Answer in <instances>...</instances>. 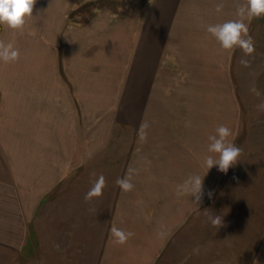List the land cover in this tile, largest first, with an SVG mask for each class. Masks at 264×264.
Masks as SVG:
<instances>
[{
  "label": "crops",
  "instance_id": "obj_1",
  "mask_svg": "<svg viewBox=\"0 0 264 264\" xmlns=\"http://www.w3.org/2000/svg\"><path fill=\"white\" fill-rule=\"evenodd\" d=\"M78 1L81 0H37L33 9L35 18L26 23L22 35L5 27L0 32V39L6 43L13 42L20 53L17 61H0V257L19 255L32 235L30 229L37 212L50 208L49 196L57 190L60 210L67 208L66 203L69 202H74L71 206L75 211L87 208L84 207L86 186L79 184L81 179L77 176L82 177V167L87 162L98 161L106 154L111 155L109 158L114 156V145L118 143L116 134L121 131L124 149L116 157L123 162L120 173L113 176L110 170L106 173L113 178L130 174L134 189L124 192L116 185L110 190L112 195L107 196V201H110L106 211L108 232L101 238L103 243L97 264H162V256L174 237L182 231L181 228L191 225L196 211L210 202L212 197L207 196L208 190L214 194L224 176L216 166L208 172L203 166L204 157L210 154L207 151L208 137L223 124L232 130L233 135L229 139L237 144L239 131L246 126L241 124L242 115L236 109L232 115L231 107L225 103L226 107L217 111L222 114L220 117L211 115L209 110L202 111L206 132L202 131L196 138L206 147L202 154L189 147L193 140L187 138L184 141V136L179 142V137L172 136V130L180 128L179 112L170 106V116L167 117L170 120L165 121L163 117L161 96L167 95L162 92L164 61L158 55L157 42L156 53L153 49L148 56L141 51L142 41H138L137 51L133 54L139 58L129 57L132 52L128 48L127 31L114 34L105 30L99 39L97 22L86 27L68 20L70 10ZM215 2L206 3L201 20L196 21L206 39L203 46L206 66L210 64L212 55L214 62H218V57L210 54L211 42L215 49L218 42L206 27L220 24L222 12L225 18L227 12L229 16L234 15L232 18L235 20L239 19L237 6L246 0ZM217 4L223 5L217 16L219 21L216 13L213 15L211 12H217ZM244 22L248 25L255 50L250 56H245L241 50L240 59H235L237 52L233 58H227L230 65L232 61V67L234 62L241 66V77L236 82L228 70L234 88L230 96L234 97L235 105L236 86L243 96L241 88H245L248 84L245 81L250 80L247 93L261 104L264 103V16ZM119 36H123V43L119 42ZM119 43L122 51L118 46H111ZM115 50V54L119 50L124 56L123 72L129 73L131 66L136 69L139 63V72H131L136 84L132 82L130 85L129 76L127 79L124 75L115 77L120 72L116 68L118 60H111ZM241 59H247L249 65L241 64ZM174 61L179 63V60ZM128 64L130 70L127 72ZM223 80L220 75L219 84ZM253 87L259 91V96L251 91ZM237 106L239 109L242 107L238 100ZM181 113V120L188 118L192 124L187 127L195 131L198 120L191 115L195 111ZM258 113L256 120L264 129V112ZM216 117L219 120H214ZM145 121L150 127L147 129V141L141 142L138 130ZM168 124L170 136L164 138L162 130H166ZM130 130H134V142H127ZM179 143L184 148H181L182 159L174 147ZM163 144L171 146L167 151L170 154L165 157ZM125 146L129 147L125 149ZM263 158L261 156L260 160ZM174 172L185 177L193 174L204 176L205 195L199 206L192 201L194 198L177 196L176 189L166 185L167 173L171 175ZM96 175H100L98 171L91 170L88 176L94 178ZM72 176H75L74 184L67 186ZM106 192L109 193V189ZM169 197L174 201L171 208L164 202ZM95 198L91 199L92 205L97 200ZM90 208L94 209L93 206ZM113 223L126 232L134 233V236L124 245L114 244L110 234ZM260 250L264 254V239Z\"/></svg>",
  "mask_w": 264,
  "mask_h": 264
},
{
  "label": "rangeland",
  "instance_id": "obj_2",
  "mask_svg": "<svg viewBox=\"0 0 264 264\" xmlns=\"http://www.w3.org/2000/svg\"><path fill=\"white\" fill-rule=\"evenodd\" d=\"M209 2L212 3L213 0H153V4H150L149 0H81L76 2L75 8L70 10L68 20L86 27L97 22L99 39L105 30L114 34L127 31L126 37L130 42L128 48L132 52L129 57L137 56L139 58L138 55L133 54L135 50L137 51L138 41H142L143 50L141 51H145L148 56L151 55L153 49L156 53L157 42L158 55H161L160 58L164 61L162 92L167 95L161 96L164 107L163 117H165V121L170 120L167 118L170 116V106H173L174 110L176 108L175 111L179 112L180 116L178 119L180 128H174L172 136L179 137V142L184 136V141H187V138L190 141L193 140V145L188 144L195 151H201L202 154L203 149H206L196 139L199 133L206 132L207 124L203 123L205 115L202 114L203 109L211 111V115L215 114L220 117L222 114L217 111L220 108L224 109V106L226 107L228 104L231 107L232 115L233 109L242 115L241 124L246 127L239 131L237 137L236 146L242 149L239 161L229 169L227 174H224L210 202L193 214L191 225L181 228L182 231L174 237L164 252L161 263L264 264V254L260 250L264 239V160H260L261 156L264 157V129H262L263 125L256 120L259 114L256 104L259 102L247 93L250 80L245 81L248 83L247 89H245L246 87L241 88L243 96L236 86L235 93L238 94L236 98L242 106V110L238 108L237 100L234 105V97L230 96L234 93L232 92L234 88L228 70H231V75L236 82L241 77V66L234 62L232 67V61L230 65L227 58L230 56L233 58L237 52L235 59H240L242 49L236 47L234 51L224 50L219 43L215 49L211 42L213 48L210 54L216 55L214 57H218V62H214L212 55L210 59L213 63L210 62L208 66L204 64V60L207 58H204L203 51L206 39L201 26L196 21L201 20L204 5ZM211 12L212 14L216 13V20L219 21L217 17L219 12H213V10ZM198 14L199 16H197ZM221 15V23L235 20L232 18L234 15L231 14L230 17L227 12L226 18L223 12ZM229 17L231 19L228 20ZM95 40L94 42H96ZM119 40L123 43V36H119ZM121 43L111 46H118L122 51ZM121 51L117 50L118 54H115V50L114 58H111L114 61L118 60L116 68L120 72L115 77L119 78L124 75L127 79L129 76L130 85L132 82L134 85L135 79L131 76V72L132 74L139 72V63L136 64V69L131 66V70L129 64L127 65V72L130 70V74L123 72L122 57L124 56ZM174 60H179V63ZM101 68L100 65V73L103 72ZM220 75L224 77V80L219 84ZM223 92L224 95H222ZM187 110L195 111V114L191 115H194V119L198 120L196 121L198 127L195 125L196 128L193 132L187 127L192 122L189 123L188 118L181 120L183 116L181 111L186 113ZM217 117L214 120H219ZM169 126L168 124L166 127L167 134L165 129L162 130L164 138L170 136ZM133 131L130 130V140L127 142H134ZM121 135V131L116 134L118 143L114 145V156L109 158L111 155L104 153L106 155H103L98 161L87 162L82 167L84 172L82 177L77 176L79 180L81 179L79 184L86 186L88 192L93 181L98 176L106 174L103 175L106 187L103 189V194L95 198L97 200L93 202V205L91 200L86 201L84 207L87 208L81 207L75 211L71 206L74 202H69L66 203L67 208L60 210L58 190L52 193L49 196L50 208L40 209L36 214L37 218L31 226L32 235L27 245L16 257L7 255L0 257V264L98 263L103 243L101 238L108 232L106 211L110 201H107V196L112 195L110 190L116 187L118 179V177L107 176L106 170H110L112 176L120 173L123 162L116 157H119L124 149ZM184 146L187 145L184 144ZM128 147L125 146V149ZM170 147L168 144H163L164 157L170 154L167 152ZM174 147L176 150L178 149L179 157L182 159L181 150L184 149L182 144L179 143ZM179 162L184 163L183 160H179ZM91 170L98 171L100 175L91 178L88 176ZM103 171L105 172L103 173ZM175 172L171 175L167 173L169 177L166 185L168 184L172 190H175L177 185L187 178L186 175H178ZM74 181L75 176L70 177L67 186L73 185ZM108 189L109 193L106 192ZM164 202L171 208L174 201L169 197V199L165 198ZM94 204L97 209L94 208ZM92 206L94 209L90 208ZM211 215H219L223 218V226L218 230L212 226L208 219Z\"/></svg>",
  "mask_w": 264,
  "mask_h": 264
},
{
  "label": "clouds",
  "instance_id": "obj_3",
  "mask_svg": "<svg viewBox=\"0 0 264 264\" xmlns=\"http://www.w3.org/2000/svg\"><path fill=\"white\" fill-rule=\"evenodd\" d=\"M37 0H0V27H5L14 33L23 34L26 23L34 19L33 9ZM153 4V0H149ZM223 8L222 4L216 5V11L220 12ZM237 16L239 19L229 20L221 24L208 25L206 31L210 33L220 44L222 49L234 51L236 47L243 50L245 56H250L254 52V43L248 35L249 28L244 22L264 16V0H246L245 3L237 6ZM19 50L14 46L13 42H5L0 39V61L10 63L17 61L19 58ZM241 64L249 65L247 59H241ZM257 96L259 91L253 87L251 89ZM258 111L264 112V103L257 105ZM150 125L145 121L142 122L138 130V139L141 142L147 141V129ZM232 130L223 124L219 125L214 135L208 137V153L203 160V166L207 172L214 166L218 171L227 174L231 167H234L239 161L242 149L236 146L232 137ZM131 173V169L129 170ZM116 184L124 192H130L134 189L132 176L126 174L122 178H118ZM106 187V180L103 175L98 176L92 183V187L85 194V201H90L94 197H100L103 189ZM177 196H189L192 201L199 206L202 201L204 190V176L199 174L189 175L181 184L176 187ZM212 190H208L207 196L211 198ZM212 226L218 230L223 226V218L219 215H211L208 217ZM110 234L113 237V243L116 245H124L134 236L132 232H126L118 228L114 223L111 225Z\"/></svg>",
  "mask_w": 264,
  "mask_h": 264
},
{
  "label": "trees",
  "instance_id": "obj_4",
  "mask_svg": "<svg viewBox=\"0 0 264 264\" xmlns=\"http://www.w3.org/2000/svg\"><path fill=\"white\" fill-rule=\"evenodd\" d=\"M1 29H2V27H0V32H1Z\"/></svg>",
  "mask_w": 264,
  "mask_h": 264
}]
</instances>
